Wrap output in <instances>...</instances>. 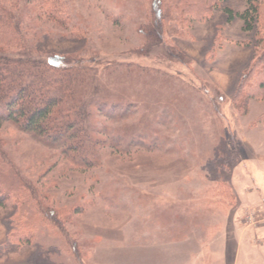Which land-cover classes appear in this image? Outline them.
<instances>
[{"label":"rangeland","instance_id":"1","mask_svg":"<svg viewBox=\"0 0 264 264\" xmlns=\"http://www.w3.org/2000/svg\"><path fill=\"white\" fill-rule=\"evenodd\" d=\"M203 1L0 0L3 56L93 68L86 147L0 117V264H264V0Z\"/></svg>","mask_w":264,"mask_h":264},{"label":"trees","instance_id":"2","mask_svg":"<svg viewBox=\"0 0 264 264\" xmlns=\"http://www.w3.org/2000/svg\"><path fill=\"white\" fill-rule=\"evenodd\" d=\"M227 1L232 0H217L216 3ZM190 2L192 0H180L179 4L191 5ZM209 3L208 0H204L201 6L189 10L195 12L197 18L205 17ZM223 11L227 15L226 22L230 23L232 10L224 7ZM236 15L243 22V30L250 31L258 16L256 0H245L244 11ZM156 16L159 22L163 17L166 18V14L161 15L158 10ZM1 53L0 117L8 118L24 132L54 142L59 141V145H54L56 147L61 145L64 149H70L71 143L83 142L85 146V141L88 142L90 138L87 134L86 136L81 134L86 113L82 108L83 103L79 100V92L86 88L85 73H90L93 68L91 66L79 68V62L65 63L53 68V65L45 62L22 57L15 59ZM111 66L114 65L106 64L103 71ZM260 87L263 88V84H260ZM67 144L68 147H65ZM84 146L82 149L86 147ZM71 151L73 153V150ZM76 155L72 156L73 163L87 165L83 160H78L83 157ZM2 177L0 173V198L4 195L15 197L10 191L1 190V187L6 186ZM2 204L0 201V205ZM20 243L25 241L22 240Z\"/></svg>","mask_w":264,"mask_h":264},{"label":"crops","instance_id":"3","mask_svg":"<svg viewBox=\"0 0 264 264\" xmlns=\"http://www.w3.org/2000/svg\"><path fill=\"white\" fill-rule=\"evenodd\" d=\"M259 190H256V193L258 192Z\"/></svg>","mask_w":264,"mask_h":264}]
</instances>
